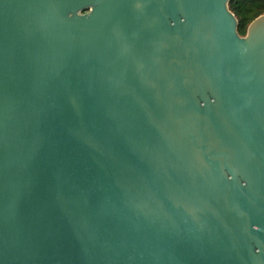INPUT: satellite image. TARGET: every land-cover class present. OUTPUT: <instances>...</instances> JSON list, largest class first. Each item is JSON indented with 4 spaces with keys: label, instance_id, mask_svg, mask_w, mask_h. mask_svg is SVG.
<instances>
[{
    "label": "water",
    "instance_id": "obj_1",
    "mask_svg": "<svg viewBox=\"0 0 264 264\" xmlns=\"http://www.w3.org/2000/svg\"><path fill=\"white\" fill-rule=\"evenodd\" d=\"M230 0H0V264H264V14Z\"/></svg>",
    "mask_w": 264,
    "mask_h": 264
},
{
    "label": "trees",
    "instance_id": "obj_2",
    "mask_svg": "<svg viewBox=\"0 0 264 264\" xmlns=\"http://www.w3.org/2000/svg\"><path fill=\"white\" fill-rule=\"evenodd\" d=\"M229 10L238 21V33L244 36L249 24L264 14V0H230Z\"/></svg>",
    "mask_w": 264,
    "mask_h": 264
}]
</instances>
